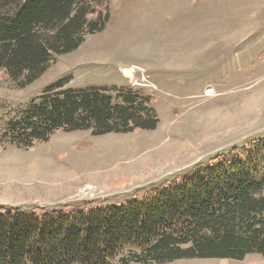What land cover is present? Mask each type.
<instances>
[{
  "label": "rangeland",
  "instance_id": "1",
  "mask_svg": "<svg viewBox=\"0 0 264 264\" xmlns=\"http://www.w3.org/2000/svg\"><path fill=\"white\" fill-rule=\"evenodd\" d=\"M107 3L104 29L56 56L30 84L19 87L0 70V206L141 199L162 179L264 132V0ZM64 76L69 87L132 86L154 96L157 126L101 135L57 130L27 148L3 141L5 122ZM167 264H264V258Z\"/></svg>",
  "mask_w": 264,
  "mask_h": 264
},
{
  "label": "trees",
  "instance_id": "2",
  "mask_svg": "<svg viewBox=\"0 0 264 264\" xmlns=\"http://www.w3.org/2000/svg\"><path fill=\"white\" fill-rule=\"evenodd\" d=\"M105 0H0V70L19 87L110 18ZM47 84L1 139L31 147L57 131L155 129L156 98L132 86ZM264 258V132L162 179L143 198L104 206H0V264H167Z\"/></svg>",
  "mask_w": 264,
  "mask_h": 264
}]
</instances>
